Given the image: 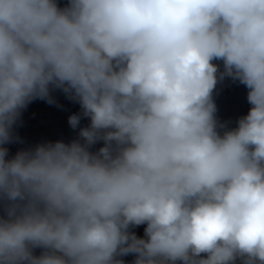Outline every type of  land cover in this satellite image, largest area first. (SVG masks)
Returning a JSON list of instances; mask_svg holds the SVG:
<instances>
[{
    "label": "clouds",
    "instance_id": "clouds-1",
    "mask_svg": "<svg viewBox=\"0 0 264 264\" xmlns=\"http://www.w3.org/2000/svg\"><path fill=\"white\" fill-rule=\"evenodd\" d=\"M55 91L76 138L12 154ZM0 264H264V0H0Z\"/></svg>",
    "mask_w": 264,
    "mask_h": 264
}]
</instances>
